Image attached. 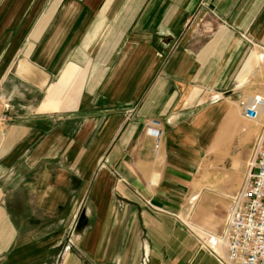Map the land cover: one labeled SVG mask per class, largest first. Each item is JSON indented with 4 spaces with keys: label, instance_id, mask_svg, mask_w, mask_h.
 Here are the masks:
<instances>
[{
    "label": "crops",
    "instance_id": "crops-1",
    "mask_svg": "<svg viewBox=\"0 0 264 264\" xmlns=\"http://www.w3.org/2000/svg\"><path fill=\"white\" fill-rule=\"evenodd\" d=\"M263 71L264 0H0V264H219Z\"/></svg>",
    "mask_w": 264,
    "mask_h": 264
},
{
    "label": "built area",
    "instance_id": "built-area-1",
    "mask_svg": "<svg viewBox=\"0 0 264 264\" xmlns=\"http://www.w3.org/2000/svg\"><path fill=\"white\" fill-rule=\"evenodd\" d=\"M262 88L239 101L241 113L257 124L250 154L238 189L228 197L224 227L219 233L205 232L200 244L210 249L219 264H264V71ZM220 94H212L217 100ZM3 119L0 117V122ZM145 132L156 139L162 135L160 121L148 120ZM149 204V201H145ZM75 225L66 232V245L55 264H62L64 251L74 246Z\"/></svg>",
    "mask_w": 264,
    "mask_h": 264
},
{
    "label": "rangeland",
    "instance_id": "rangeland-1",
    "mask_svg": "<svg viewBox=\"0 0 264 264\" xmlns=\"http://www.w3.org/2000/svg\"><path fill=\"white\" fill-rule=\"evenodd\" d=\"M251 93H252V92H250L249 90H246V91L244 92V97L247 96L248 94H251ZM201 235H202V233H201ZM203 236H204V235H202V238H204ZM65 238H66V237H65Z\"/></svg>",
    "mask_w": 264,
    "mask_h": 264
}]
</instances>
